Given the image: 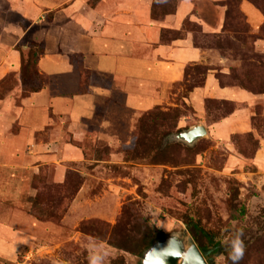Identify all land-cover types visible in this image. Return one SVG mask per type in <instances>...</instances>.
<instances>
[{
    "label": "rangeland",
    "instance_id": "1",
    "mask_svg": "<svg viewBox=\"0 0 264 264\" xmlns=\"http://www.w3.org/2000/svg\"><path fill=\"white\" fill-rule=\"evenodd\" d=\"M5 1V19L16 32L11 35L20 38L25 31L15 46L24 71L0 80V99L7 96L23 110L22 99L44 86L53 96L70 86L83 93L87 81L108 84L103 75L83 72V55L65 54L60 38L51 53L70 62L74 74L42 72L38 62L45 40L56 41L43 37L53 14L31 24L18 14V0ZM118 3L89 0L88 7L106 6L105 13L114 15ZM227 3L138 0L139 24L154 23L158 44L187 39L212 63L188 64V74L183 72L163 102L132 112L121 95H114L98 101L95 118L73 126L63 114L36 109L26 119L45 120L31 126L33 134L11 118L0 120V127L2 121L8 127L0 133V264H87L85 243L92 237L104 241L108 264H140L152 236L186 230L192 237L189 223L220 242L218 249L210 248L211 264H231L224 248L226 229L243 231L239 264H264V164L255 160L264 148V0H235L240 18L231 14L229 20L239 23V40L223 31ZM34 45L42 50L38 57L32 55L38 52ZM149 47L140 43V56ZM208 70L220 87L255 99L192 96ZM113 102L119 112L103 117ZM198 123L208 134L193 145L172 138ZM201 243L206 246V239Z\"/></svg>",
    "mask_w": 264,
    "mask_h": 264
},
{
    "label": "crops",
    "instance_id": "2",
    "mask_svg": "<svg viewBox=\"0 0 264 264\" xmlns=\"http://www.w3.org/2000/svg\"><path fill=\"white\" fill-rule=\"evenodd\" d=\"M88 1L18 0L16 10L31 24L40 22L46 13L53 14L51 23L43 31V37L45 39V35L52 36L56 41L50 43L49 39L45 40L44 55L38 62L42 72L53 77L74 74L76 69L70 62L64 61L59 54L51 53V47L58 43L57 39L60 38V46L63 47L65 54L81 53L83 68L88 72L107 77L108 84L87 81L86 91L83 93L74 92L77 88L70 86V91L53 96L50 87L44 86L30 97L22 99L20 105L23 110H18L6 96L0 99V106L3 108L0 112V120L7 121L11 118L20 125L24 124V131L28 130L33 134L35 129H31V126L38 128L39 121L45 119L43 116H31L29 119L26 117L31 115L32 111L36 112V109L39 111L41 109L43 112L51 109L56 116L63 114L70 118L72 126L80 125L79 121L82 118H95L98 101L102 102L114 95H121L122 103L127 110L132 112L144 110L168 98V93L170 94L168 90L182 78L184 68L188 64L211 66L212 63L208 62L206 52L195 48L187 39L158 44L159 32L154 23L142 26L139 24L138 0H121L114 15L105 13L106 6L88 7ZM5 2L0 0V6L5 7ZM5 9L8 7L6 6L4 10L0 9V80L19 71L20 54L15 46L25 33L21 30L20 38L11 35L16 32L15 28L11 27V23L5 19ZM144 42L151 47L146 55L140 56L142 52L140 43ZM211 72L212 70H208L204 85L195 88L191 93L192 96L202 101L206 97L245 101L255 99L248 92L220 87ZM115 106L116 103L113 102L112 108L108 109L103 117L118 113L119 110ZM238 117V115L232 116L231 119ZM244 120L245 118L240 120V123ZM3 121L0 127L1 134L8 129L3 125L5 123ZM255 160L260 165L264 164V148L257 151Z\"/></svg>",
    "mask_w": 264,
    "mask_h": 264
},
{
    "label": "water",
    "instance_id": "3",
    "mask_svg": "<svg viewBox=\"0 0 264 264\" xmlns=\"http://www.w3.org/2000/svg\"><path fill=\"white\" fill-rule=\"evenodd\" d=\"M207 131L202 124H196L173 135V139L193 145L205 137ZM182 234L164 235L154 241L143 253L140 264H208L194 239Z\"/></svg>",
    "mask_w": 264,
    "mask_h": 264
},
{
    "label": "trees",
    "instance_id": "4",
    "mask_svg": "<svg viewBox=\"0 0 264 264\" xmlns=\"http://www.w3.org/2000/svg\"><path fill=\"white\" fill-rule=\"evenodd\" d=\"M227 5H228V8H230V11L227 12V20H226V23H225V25L223 27V31L224 32H230V35H231L232 39L239 40L240 39L239 32L241 31L239 23L235 24L233 21L229 20V19H231V16H230L231 14H236V18L237 19L240 18V15H239L238 11L236 10L235 0H228ZM34 47L37 48L38 52L35 50L32 53V55L34 57H38L42 53V50L37 45H34ZM219 48L223 49V47L220 44H219ZM20 61H21L20 68L22 69L24 67V61H23V56L22 55H21ZM194 66H196V65H194ZM188 70L189 69H187V68L185 69L184 76L188 74ZM22 71H24V69H22ZM83 71H86V70L83 69ZM86 72H88V71H86ZM22 73H24V72H22ZM23 77H25V76H23ZM187 225H188V229H189L190 233L192 234V237H193L194 241L196 242V244L198 245L199 249L201 250V252L205 256L208 264H211L210 263V259H209L210 252H211L210 248L213 247V249H215V250L218 249L220 247V242L214 240V237L212 235L206 233L197 224L189 223ZM162 235H164V234L163 233H159L158 236L160 237ZM202 238L206 239V242H207L206 246L201 243V239ZM156 239L157 238L155 236H152L150 238V240H148L144 244L143 249L144 248L145 249L148 248ZM139 253L141 254L142 250Z\"/></svg>",
    "mask_w": 264,
    "mask_h": 264
},
{
    "label": "clouds",
    "instance_id": "5",
    "mask_svg": "<svg viewBox=\"0 0 264 264\" xmlns=\"http://www.w3.org/2000/svg\"><path fill=\"white\" fill-rule=\"evenodd\" d=\"M224 248L227 259L231 264H239L244 256L245 244L242 239L243 231L240 229L225 230ZM87 264H108L109 252L104 246V241L92 237L85 243Z\"/></svg>",
    "mask_w": 264,
    "mask_h": 264
}]
</instances>
